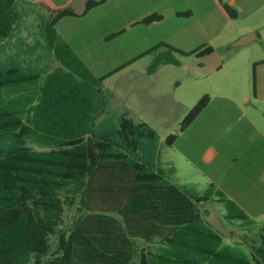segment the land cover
<instances>
[{
	"label": "trees",
	"instance_id": "1",
	"mask_svg": "<svg viewBox=\"0 0 264 264\" xmlns=\"http://www.w3.org/2000/svg\"><path fill=\"white\" fill-rule=\"evenodd\" d=\"M105 2L86 0L80 13L69 5L37 2L49 15L39 27V39L46 44H36L51 51L58 63L41 84L43 70L17 63L0 66V264H132L134 239H158L169 246L163 254L141 249L136 264H264V225L258 229L254 256L225 244L198 203H221L228 222L239 220L245 226L254 221L213 183L191 198L157 171L154 129L134 122L126 111L107 113L96 122L101 81L132 59L96 77L54 27L64 17L83 16ZM218 2L230 18L237 17L234 8ZM0 3L15 7L18 2ZM161 18L152 13L138 23ZM5 34L0 29V36ZM159 47L167 49L171 57L164 60L169 63H176L172 53L198 57L212 51L205 45L186 52L159 43L139 56ZM263 63L252 64L253 85L256 65ZM209 101L207 93L199 97L165 144L172 145ZM76 199L80 216L51 244L62 205L73 206Z\"/></svg>",
	"mask_w": 264,
	"mask_h": 264
},
{
	"label": "rangeland",
	"instance_id": "2",
	"mask_svg": "<svg viewBox=\"0 0 264 264\" xmlns=\"http://www.w3.org/2000/svg\"><path fill=\"white\" fill-rule=\"evenodd\" d=\"M70 1L69 5L75 10L82 9L83 0ZM16 2L18 3L15 7L12 4L0 3V29H6V34L0 36V66L17 63L23 68L43 70L40 75L41 84L45 75L58 67L51 51L41 46L46 44L45 41L39 39L41 18H47L49 10L41 3L32 0H16ZM150 5L151 0H107L95 7L88 17L68 20L89 27L92 25V17L101 18L99 33L83 40L82 44L79 43L81 52L78 57L94 76L100 77L132 59L130 64L101 81L99 86L101 98L96 122L98 123L107 113L119 116L126 111L128 117L134 122H145L154 129L158 135L161 171L164 172L162 169L165 166V160L170 158L174 161L178 166L177 175L190 182L185 185L186 188H183V191L193 198L202 194L203 188L200 184H196L199 181L196 179V171L182 159L179 151H186V155L190 157L193 145L200 143V119H196L179 133L175 146L166 145L165 138L177 132L179 123L186 112L205 93L210 96L211 106L216 107L220 103L218 93L227 87L228 93L234 92L239 96L236 98L233 95L236 101L232 100L233 102L230 101V103L236 104L241 110H248L249 104L242 103L240 97L248 94L251 89L252 64L264 57V41L255 38L244 45L235 47L230 55L221 59L219 69L208 74L188 68L186 63L194 60V55L172 53L176 63L165 62V57H171L165 47H159L151 53L139 56L144 47L150 45L151 37H167L169 27H175L170 16L159 23L147 25L135 23L137 19L146 16ZM217 19L214 31L216 35L212 44L221 50L237 39L231 40L234 35L228 32L242 27L245 22L241 19H232L227 23L219 15ZM7 20L10 22L4 24L3 21ZM120 30L123 32L108 38V35ZM239 31L243 33L244 29ZM203 32L202 30L200 34V43H210L211 40ZM179 35L177 36L181 38ZM39 40L41 45L36 44ZM157 60L162 61L155 63ZM258 66L261 64L256 65L255 69ZM244 79L247 81L246 86L243 84ZM246 87L247 90H245ZM250 101L257 105L253 99ZM230 103L227 104L231 105V110L234 111L232 106L234 104ZM35 148L39 149V147ZM77 200L73 206L62 205L61 221L53 227L51 244L58 233L68 232L80 216ZM197 206L204 214L208 213V216L204 215L205 219H209L211 226L221 235L225 244L241 248L249 257L254 256L255 246L259 244L258 229L262 226L259 219V222L253 220L252 224L242 226L239 220L226 221L224 208L217 201L200 202ZM134 243L136 253L132 264L137 263V255L141 249L155 254H163L166 253L165 250H169V246L158 239L151 243L134 239ZM163 256L168 258V254Z\"/></svg>",
	"mask_w": 264,
	"mask_h": 264
},
{
	"label": "crops",
	"instance_id": "3",
	"mask_svg": "<svg viewBox=\"0 0 264 264\" xmlns=\"http://www.w3.org/2000/svg\"><path fill=\"white\" fill-rule=\"evenodd\" d=\"M32 1L38 2L40 0ZM47 1L56 7L69 5L71 2L70 0ZM85 1L83 0V7L80 11L74 10L78 13L82 12ZM222 2L236 10V18H230L218 0H151V7L146 16L152 13L161 15L162 18L153 23L165 21L170 16L175 27H169L167 37H151L150 45L144 47L143 52L159 43H167L186 52L201 45L210 46L212 50H218L212 44L216 35L214 31L215 23L218 20L217 15L227 23L232 19H241L242 22H245L242 27L228 32V34L234 35L231 40L238 39L240 35L242 36L246 32H257L264 29V0H222ZM93 9L80 17H64L54 27L58 36L77 55L81 52L79 43L82 44L83 40L99 33L101 18L92 17V25L89 27L84 24L82 26L72 23L68 19L88 17ZM140 20L137 19L134 22L138 23ZM243 29V33H240L239 30ZM202 30L204 35L211 40L210 43H200ZM178 34L181 38L177 36ZM259 39L263 40V38ZM229 46L225 45L221 50L226 51ZM263 59L264 57L261 60ZM255 71V84L253 85L252 82L248 94L240 97L242 103L249 104L248 110H241L236 104L230 103V101H236L234 98H239V96L234 92L228 93L229 88H223L217 96L220 99L219 105L212 107L211 101H209L194 119V121L200 119L201 131L200 143L193 145L192 157H188L184 150H182L183 152L178 151L182 159L196 171V179L199 180L196 184L202 186V191L208 184L213 183L228 198L233 200L251 220L258 221L259 219L264 225V63L258 66ZM245 73L246 69L244 68V76ZM246 82L244 79L243 84L245 86ZM231 95L235 97H231ZM251 99L257 105L252 103ZM227 103L234 104L232 106L235 110L232 111L231 105ZM178 139L171 147L175 146ZM160 168L158 148L156 170L182 190L186 188L185 185L190 183L177 175L178 166L170 158L165 160V166L162 169L164 172ZM206 220L211 225L209 219Z\"/></svg>",
	"mask_w": 264,
	"mask_h": 264
},
{
	"label": "water",
	"instance_id": "4",
	"mask_svg": "<svg viewBox=\"0 0 264 264\" xmlns=\"http://www.w3.org/2000/svg\"><path fill=\"white\" fill-rule=\"evenodd\" d=\"M255 38H263L264 40V29L257 32H249L240 36L236 39L226 51L223 50H212L211 52L204 54L202 56L195 57L194 60L187 62L188 68L196 69L202 74H208L219 69L221 64V59L225 56L230 55L234 48L239 45H244L248 41Z\"/></svg>",
	"mask_w": 264,
	"mask_h": 264
}]
</instances>
